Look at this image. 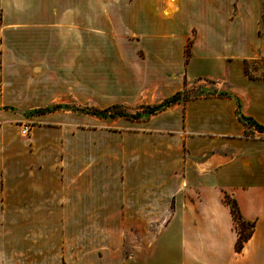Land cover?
Segmentation results:
<instances>
[{
    "label": "crops",
    "instance_id": "obj_1",
    "mask_svg": "<svg viewBox=\"0 0 264 264\" xmlns=\"http://www.w3.org/2000/svg\"><path fill=\"white\" fill-rule=\"evenodd\" d=\"M259 60L264 0H0V264H264ZM198 82L222 92L94 113Z\"/></svg>",
    "mask_w": 264,
    "mask_h": 264
},
{
    "label": "rangeland",
    "instance_id": "obj_2",
    "mask_svg": "<svg viewBox=\"0 0 264 264\" xmlns=\"http://www.w3.org/2000/svg\"><path fill=\"white\" fill-rule=\"evenodd\" d=\"M263 33V29H262V26H261V22H260V27L258 28V34L259 35H262ZM100 39H103L104 37L100 36L99 37ZM257 62H260L259 64H261V67H264V60H259ZM257 65H255L256 67ZM250 75H254V71L251 72V71H248ZM188 93L187 95L189 97H193L194 95H198V94H202V95H205V94H216V93H221L222 91L214 88L209 82H198V83H195V84H192L189 86V89H188ZM72 96H67V103L63 106L64 109H67V110H80V111H83L84 113H91L93 112V107H90V106H87V107H84L80 104H78V106H76L74 104V101ZM182 98H186V94L184 93V97ZM165 100V99H163ZM163 100L159 101V102H153V103H145L144 101L142 102H138L136 104H134L133 106H128V105H119L117 104L119 107L116 108V109H111L109 112H101V113H98L97 112V115L100 117V118H118L119 116L116 115L115 112H118V111H121V112H124V113H127V114H130V115H135L138 119V118H143V117H146V116H149L151 115L152 111H151V107L154 106V105H157L159 103H161ZM181 101H183L181 99ZM95 111H100V110H95ZM160 111V110H159ZM154 113V112H153ZM127 118V117H126ZM99 125H109L111 126V128H118L119 126L121 127V125L123 124V122H98ZM245 124L248 126V127H251V128H254V126L250 123V122H247L245 121ZM29 129V128H28ZM164 224H155V223H148L146 224V227L142 228V231L144 233V231L146 230V234L144 236V238H141L139 239L138 238V235H137V239L136 237L134 238L133 236L135 235L136 232H133L135 230H138V229H133L132 228V237L134 239H131V243H130V254L132 255L133 252L135 253V251H138L141 249V247L143 246L147 249H150V247L152 246V243H153V236L155 235V233L162 229V226ZM234 225V228L236 227L235 224Z\"/></svg>",
    "mask_w": 264,
    "mask_h": 264
},
{
    "label": "trees",
    "instance_id": "obj_3",
    "mask_svg": "<svg viewBox=\"0 0 264 264\" xmlns=\"http://www.w3.org/2000/svg\"><path fill=\"white\" fill-rule=\"evenodd\" d=\"M188 91H189L188 89L178 91L177 93H175L171 97L163 100L161 103L152 106L151 107V111H152L151 113L154 114V113L158 112L159 110H162L171 104H174L176 102L181 101V99L183 101L188 100L189 98H191L187 95ZM184 93L186 94L185 99L182 98V97H184ZM200 95H202V94L194 95L193 97H197ZM118 107H119L118 105H113V106L108 107L104 110L95 111L94 113H96V114H97V112L98 113H101V112L106 113V112H109L111 109H116ZM115 113L119 117H127V118H132V119L137 118L135 115H130V114H127V113H124L121 111H118ZM240 120H242L244 123H245V121L250 122L254 126L255 130H257L258 132H264V126L259 125V124H255L254 121L251 120L250 118H246V117L240 115ZM223 202L225 204H227L230 208V213L232 216L233 224H235V225L237 224V226L239 227V231L236 230V227L234 229L237 233L235 249H236V251H240L241 248L243 247L244 242L248 240V238L250 237V235L252 233L253 224L250 222H246L242 219V216L238 210V206H237L236 202L234 200H232L231 198H229L226 194L223 197Z\"/></svg>",
    "mask_w": 264,
    "mask_h": 264
},
{
    "label": "built area",
    "instance_id": "obj_4",
    "mask_svg": "<svg viewBox=\"0 0 264 264\" xmlns=\"http://www.w3.org/2000/svg\"><path fill=\"white\" fill-rule=\"evenodd\" d=\"M24 132H26V133L28 132V127L24 128ZM236 230L239 231V227L237 226V224H236Z\"/></svg>",
    "mask_w": 264,
    "mask_h": 264
}]
</instances>
